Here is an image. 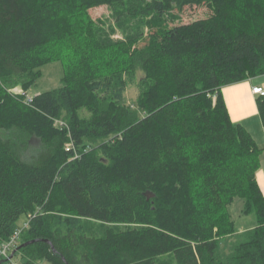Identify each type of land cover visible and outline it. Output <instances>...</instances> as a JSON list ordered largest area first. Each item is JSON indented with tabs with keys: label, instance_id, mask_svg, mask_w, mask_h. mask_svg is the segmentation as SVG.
<instances>
[{
	"label": "trees",
	"instance_id": "obj_1",
	"mask_svg": "<svg viewBox=\"0 0 264 264\" xmlns=\"http://www.w3.org/2000/svg\"><path fill=\"white\" fill-rule=\"evenodd\" d=\"M102 5L134 35L104 37L88 17ZM187 9L204 16L182 21ZM56 61L62 87L13 92ZM263 75L264 0H0V129L13 131L0 137V248L25 218L22 264H264L263 150L223 96ZM236 198L257 218L240 233Z\"/></svg>",
	"mask_w": 264,
	"mask_h": 264
},
{
	"label": "rangeland",
	"instance_id": "obj_2",
	"mask_svg": "<svg viewBox=\"0 0 264 264\" xmlns=\"http://www.w3.org/2000/svg\"><path fill=\"white\" fill-rule=\"evenodd\" d=\"M196 13V14H195ZM62 19H65L66 22H69L73 27L80 28L84 23H86V18L83 19L81 13L71 12L69 9H63L60 12ZM204 16V11L201 10H190L187 9L182 14V21H191L197 17ZM89 19L99 23L98 21L106 22L105 27H100V33L103 34L106 38H112L113 40L123 39L127 35H134V27L131 26V23H117L114 21L113 13L111 8L108 6H98L93 7L88 12ZM70 20V21H69ZM144 32L147 34L148 29L144 28ZM64 74L63 64L61 61L52 62L41 68V77L38 79L36 84L28 92H24L21 86L13 88V92L18 94H24L28 99L42 92L51 91L58 89L63 86L62 78ZM143 76L142 71H138L136 74V79L133 84H128L127 90L125 93V104L132 108H136L137 98L139 96V80ZM13 135V131H5L0 129V137H10ZM244 200L241 198H236L232 206L230 207L232 218L236 224V229L238 232L244 231V229H250L254 224L257 223V218L255 214L245 216L243 215ZM25 218L20 221L18 228H23ZM88 230L92 234H101L104 230V224L96 221H87ZM242 230V231H241ZM238 241L237 235L234 237L225 238L220 245L221 253L228 254L233 245ZM17 250V249H16ZM14 252V251H13ZM12 252V253H13ZM9 256H11V254ZM10 258V257H9ZM3 259V258H1ZM13 259V258H12ZM9 259L11 264H22L19 256H16L14 260ZM47 264V263H44ZM158 264H175V261L172 256H163L159 259Z\"/></svg>",
	"mask_w": 264,
	"mask_h": 264
},
{
	"label": "crops",
	"instance_id": "obj_3",
	"mask_svg": "<svg viewBox=\"0 0 264 264\" xmlns=\"http://www.w3.org/2000/svg\"><path fill=\"white\" fill-rule=\"evenodd\" d=\"M257 86L264 88V75L225 87L223 89V96L231 120L235 124H242L251 134L258 146L263 150L260 157V167L256 172V179L264 194V126L257 106V99L260 96L255 95L252 91L253 88ZM256 224L251 228L255 227Z\"/></svg>",
	"mask_w": 264,
	"mask_h": 264
},
{
	"label": "built area",
	"instance_id": "obj_4",
	"mask_svg": "<svg viewBox=\"0 0 264 264\" xmlns=\"http://www.w3.org/2000/svg\"><path fill=\"white\" fill-rule=\"evenodd\" d=\"M252 91L255 95L264 97V88L263 87H258V86L254 87ZM25 226H27V224H24V227ZM21 229L19 228L15 232L14 236L11 238L10 241H8L2 245V247L0 248V259L3 258L5 260H9L10 253H12L18 246L19 237L21 234Z\"/></svg>",
	"mask_w": 264,
	"mask_h": 264
},
{
	"label": "water",
	"instance_id": "obj_5",
	"mask_svg": "<svg viewBox=\"0 0 264 264\" xmlns=\"http://www.w3.org/2000/svg\"><path fill=\"white\" fill-rule=\"evenodd\" d=\"M151 196V195H150ZM26 244H23V246H25ZM17 251L18 250H15L12 254H11V256H10V258L9 259H12L13 257H14V255L17 253Z\"/></svg>",
	"mask_w": 264,
	"mask_h": 264
}]
</instances>
